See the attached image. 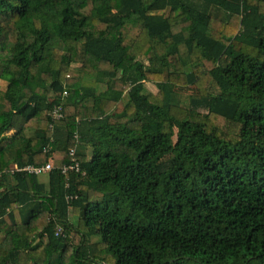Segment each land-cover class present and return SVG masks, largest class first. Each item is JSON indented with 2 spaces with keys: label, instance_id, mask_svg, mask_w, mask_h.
Returning <instances> with one entry per match:
<instances>
[{
  "label": "trees",
  "instance_id": "16d2710c",
  "mask_svg": "<svg viewBox=\"0 0 264 264\" xmlns=\"http://www.w3.org/2000/svg\"><path fill=\"white\" fill-rule=\"evenodd\" d=\"M0 81V264H264V0H0Z\"/></svg>",
  "mask_w": 264,
  "mask_h": 264
},
{
  "label": "built area",
  "instance_id": "2783aa9c",
  "mask_svg": "<svg viewBox=\"0 0 264 264\" xmlns=\"http://www.w3.org/2000/svg\"><path fill=\"white\" fill-rule=\"evenodd\" d=\"M66 78H70L69 75L66 76ZM67 96V92L64 91L63 92V97ZM49 118H50V124H49V129L52 130L53 129V124L59 120H61L63 118L62 112H61V107L60 106H55L49 113ZM79 119L76 118V122L79 123ZM74 140L77 143L78 142V135L77 133H75L74 135ZM48 150L46 149L44 151V153H47ZM75 154H76V149L75 148H71L68 151V156L70 157V163L69 165H64L59 169V172L62 175H66L69 172H73L78 174L80 172V167H79V163L75 158ZM54 170V166L52 164V161H48L47 163H45L42 166H33V165H28V166H24V167H19L17 165H13L10 170L8 171V173L10 174H15V173H20V174H27V175H32V176H42V175H47L50 172H52ZM84 175V174H82ZM66 186H68V183L66 184ZM75 197H68L67 200L70 201L72 199H74ZM63 233V230L61 227H56L55 228V234L56 236L59 235L61 236Z\"/></svg>",
  "mask_w": 264,
  "mask_h": 264
},
{
  "label": "rangeland",
  "instance_id": "374dc122",
  "mask_svg": "<svg viewBox=\"0 0 264 264\" xmlns=\"http://www.w3.org/2000/svg\"><path fill=\"white\" fill-rule=\"evenodd\" d=\"M184 54V50L183 48H181L180 50V55ZM190 69V68H189ZM82 67L80 63H73L70 67V70L68 72V75L70 76V79L72 78H77L80 73H81ZM188 70V68H187ZM145 88L147 92H151V93H157V90L154 86L153 83H146L145 84ZM0 89L2 91H4L6 89V83L3 81H0ZM195 94V89L190 86V87H186V88H179L177 90V98L179 101V104L181 107H188L189 104V98L191 95ZM86 154L88 156H90L89 153L86 152ZM40 181L46 183L47 182V176L42 175L40 177ZM69 222L72 224L74 222V220L72 219L71 215H69ZM62 236H64V234L62 233ZM96 241H98V239H92V243H95Z\"/></svg>",
  "mask_w": 264,
  "mask_h": 264
}]
</instances>
